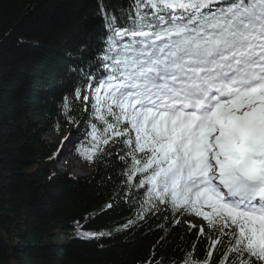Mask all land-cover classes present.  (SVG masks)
Segmentation results:
<instances>
[{"label": "trees", "instance_id": "obj_1", "mask_svg": "<svg viewBox=\"0 0 264 264\" xmlns=\"http://www.w3.org/2000/svg\"><path fill=\"white\" fill-rule=\"evenodd\" d=\"M135 4L0 0V264H221L229 237L209 225L201 233L194 215L171 204L153 207L142 175L128 179L122 137L101 143L81 178L57 170V143L45 139L84 124L81 145L91 152L92 125L104 128L92 105L97 77L111 71L109 38L130 41L113 36L109 21L129 26Z\"/></svg>", "mask_w": 264, "mask_h": 264}, {"label": "snow or ice", "instance_id": "obj_2", "mask_svg": "<svg viewBox=\"0 0 264 264\" xmlns=\"http://www.w3.org/2000/svg\"><path fill=\"white\" fill-rule=\"evenodd\" d=\"M135 9L122 30L109 21L130 41L109 38L111 71L97 77L92 105L104 128L92 125L91 152L122 137L128 179L142 175L153 207L171 204L227 235L221 264H264V0H136Z\"/></svg>", "mask_w": 264, "mask_h": 264}, {"label": "rangeland", "instance_id": "obj_3", "mask_svg": "<svg viewBox=\"0 0 264 264\" xmlns=\"http://www.w3.org/2000/svg\"><path fill=\"white\" fill-rule=\"evenodd\" d=\"M86 134L84 132L83 126L75 129L73 132L64 137L57 136H45V139L57 143V153L59 155L60 162L57 165V170L64 171L74 177H86L91 175L93 168V159L87 158L89 155L85 154L83 150L80 149L79 138H85ZM66 161L69 162L67 167H64ZM193 224L198 227L205 228L206 223L202 222L199 218L193 220ZM26 262H23L25 264Z\"/></svg>", "mask_w": 264, "mask_h": 264}]
</instances>
